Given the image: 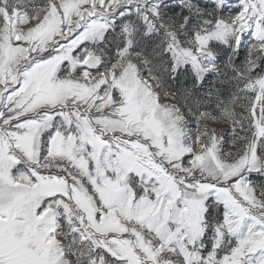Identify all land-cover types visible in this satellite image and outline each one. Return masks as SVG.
<instances>
[{
    "label": "snow or ice",
    "instance_id": "1",
    "mask_svg": "<svg viewBox=\"0 0 264 264\" xmlns=\"http://www.w3.org/2000/svg\"><path fill=\"white\" fill-rule=\"evenodd\" d=\"M0 264H264V0H0Z\"/></svg>",
    "mask_w": 264,
    "mask_h": 264
}]
</instances>
